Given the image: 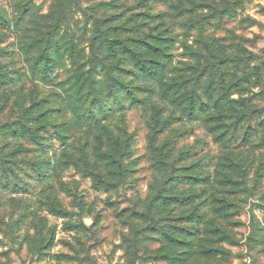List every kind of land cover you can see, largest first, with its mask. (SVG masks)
Here are the masks:
<instances>
[{
	"label": "rangeland",
	"instance_id": "1",
	"mask_svg": "<svg viewBox=\"0 0 264 264\" xmlns=\"http://www.w3.org/2000/svg\"><path fill=\"white\" fill-rule=\"evenodd\" d=\"M145 33L172 38L158 60L180 92L181 42L243 59L214 96L245 78L226 98L249 121L222 134L161 95L121 49ZM40 98L41 147L10 129ZM263 136L264 0H0V264H264ZM115 139L122 178L99 157Z\"/></svg>",
	"mask_w": 264,
	"mask_h": 264
},
{
	"label": "trees",
	"instance_id": "2",
	"mask_svg": "<svg viewBox=\"0 0 264 264\" xmlns=\"http://www.w3.org/2000/svg\"><path fill=\"white\" fill-rule=\"evenodd\" d=\"M171 40L172 38L160 33H145L138 38L134 37L130 39V42L134 44V47L131 48V46L129 47V45L124 42L121 45V49L126 56L128 55L135 61V64L138 67V75L143 78L149 77L157 80L162 87L160 90L161 95L169 99L171 102L176 103L187 116H197L202 111L207 112L208 110H214L212 115L205 118V122L212 123L214 128H222V134H234L240 125L249 121L251 109L246 102L241 100L242 98L240 97L238 100H230L226 98V91L229 89L237 91L241 83L242 85L246 83V79L243 78L242 80L238 79L235 82H231L228 89H223V93L217 97L214 96L216 91L215 82L219 81V84L222 83L223 79L221 77L223 74V66H231L234 69H237L239 65L244 64V60L237 55L226 56L219 59L221 61L211 64L209 59H213L215 54L213 47L205 46L202 51L201 49L194 48L192 45H188L186 42H181L180 45L183 49L182 55L186 56L193 62L186 64V66L189 67L194 74V79H192L194 89L191 88V92L188 91V89L180 92L181 85L178 80L173 78L167 82L164 81L166 62L158 60V58L162 59L169 56L167 50L170 47L166 44ZM40 41H43L44 46L41 50L38 61L43 65L42 71L46 72L48 69L47 60L49 59L46 52L48 41L46 39L41 40V38ZM148 55H152L153 58L147 59ZM216 73L219 75L218 78ZM201 80H203L204 87L202 97L199 96L196 89ZM182 81H185L186 83L187 78H182ZM42 104V98H40L35 100L28 109L23 111L22 117L15 123L10 124V129L12 131L11 135L23 140L29 138V140L31 139L30 141L41 147L43 145V143H41L42 138L37 135V128L33 126V123L43 119L44 113L40 112V114L37 113L34 117L30 116L32 119H26L25 114L30 115L33 110L40 109ZM114 143L117 148L116 155H114L113 152L110 154L102 153L99 157L102 158L104 163H107V166L115 169L113 172L114 175L122 178L127 169L125 160L130 156L131 150L127 140L115 139ZM27 151L28 149H25L22 145H18L16 150L17 153Z\"/></svg>",
	"mask_w": 264,
	"mask_h": 264
}]
</instances>
